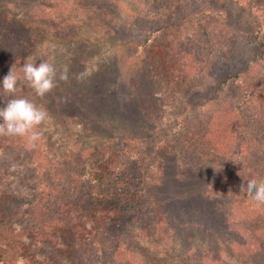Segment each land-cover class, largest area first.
<instances>
[{
	"label": "rangeland",
	"instance_id": "1",
	"mask_svg": "<svg viewBox=\"0 0 264 264\" xmlns=\"http://www.w3.org/2000/svg\"><path fill=\"white\" fill-rule=\"evenodd\" d=\"M187 1L188 11L206 5L201 0ZM136 2L0 0V72L9 73L13 67L22 75L24 63L41 61L57 69L56 87L44 97L37 96L31 87L21 90L24 98L42 106L51 117L43 126L48 137L46 146H52L50 151L44 150L46 157L67 159L77 163L79 171L85 167L88 173L86 160L102 163L108 153L118 152L116 159L140 155L145 166L159 165V173L149 168L151 180L145 189L143 208H129L110 199L89 201L83 206L64 205L63 209L73 215L64 231V244L56 248L58 252L48 246L42 251L48 264H105L95 233L106 229L111 238L126 241L138 264H227L224 256L216 259L219 254L208 232L209 227L219 228L216 206L221 199L211 197L223 181L203 165L206 157L197 159L199 165L194 168L179 167L166 141L176 127L186 123L194 126L205 114L212 127L221 132L238 129L247 140L252 132L260 135L257 127L264 123L257 112H264V56L257 47L256 33L248 30L251 27L255 32L256 20L262 25L258 37H264V8L259 15L253 9L254 15L244 16L225 0L239 16L230 21L224 35L207 21L189 22L161 32L158 42L151 45L152 51H157L169 42L168 34L171 39L191 37L207 53L205 65L209 71L216 67L226 44L246 51L248 58L243 55L240 60L248 69L240 80L228 84L227 91L219 92L215 78L207 73L183 84H170L165 77L153 78L151 51L135 53L127 44L135 35L131 9ZM164 2L157 0L155 9L168 16L170 10ZM257 2L263 4L264 0L253 2V8ZM171 11L172 20L184 14ZM214 58L218 59L214 62ZM65 69L66 81L59 79ZM223 71L214 69L213 73L222 78ZM219 102L223 103V119L210 110ZM93 169L100 179L107 174L103 167ZM26 176L34 181L33 172ZM230 236L243 243L237 244L242 251L257 248L244 226L234 225ZM123 257L119 256L117 264H131Z\"/></svg>",
	"mask_w": 264,
	"mask_h": 264
},
{
	"label": "trees",
	"instance_id": "2",
	"mask_svg": "<svg viewBox=\"0 0 264 264\" xmlns=\"http://www.w3.org/2000/svg\"><path fill=\"white\" fill-rule=\"evenodd\" d=\"M136 1L131 9L134 12L131 28L135 35L130 36L127 44L134 48L135 53L151 51L153 78L165 77L170 84H183L207 73L212 80L215 78L218 91L225 92L228 84L240 80L248 69V65L240 60L246 51L242 52L231 43L224 46L227 52L223 48L221 57L214 58V62L218 60L211 71L205 65L207 53H204L200 42L191 37L171 39L168 34L169 42L162 44L157 51H152L151 45L158 42L157 37L161 32H169L189 22L196 24L207 21L224 35L230 21L239 16L236 12L252 16L255 9L259 15L264 3L257 2L253 8L256 0H229L236 9L234 12L226 6L225 0H201L202 3L206 2L204 8L196 7L188 11L190 2L187 0H165L163 6L170 10L166 16L155 9L157 0ZM246 4H249L251 14ZM175 9L184 14L172 20L169 16L171 10ZM253 22L257 28L254 32L250 27L248 33H256L257 47L264 56V37H258L262 25L256 20ZM172 51L176 53L170 56ZM244 58L248 56L244 55ZM214 69L226 71H223L222 78H217ZM4 73L0 72V108L13 98L2 88L3 78L8 74ZM25 87L30 88L26 82H18L15 96L24 97L21 90ZM222 104L210 110L211 114L223 119L225 115L220 110ZM261 112L262 109L257 116L264 123V112ZM209 118L205 114L204 119H199L194 126L189 123L179 125L168 134L166 142L171 144L170 150L179 167L194 168L199 165V161L195 162L197 159L206 157L207 162L203 165L214 170L216 178L223 181L222 187L211 197L221 199L216 206L221 219L219 228L209 227L208 230L219 254L216 259L224 256L227 264H264V205L257 204L240 192V185L246 184L249 179H264V124L257 127L260 135L252 132L247 140L246 135L238 129H232L231 133L230 129L225 130L224 133L212 127ZM43 126H40L41 139L34 144L21 137L0 136V264H48L42 247L48 246L58 252L56 248L63 246L64 231L73 220L72 213L63 209L64 205L83 206L89 201L97 203L110 199L129 208H143L147 199L145 189L151 180L149 168L159 173L157 163L145 166L140 155L116 159L118 152L117 155L108 153L102 163L86 160L90 173L85 171V167L79 171L77 163L73 164L65 157L63 161L53 156L46 157L44 150L47 148L50 151L52 146H46L48 137ZM96 166L103 167L107 173L101 179L100 174L94 172ZM31 172L34 173V181L26 178V174ZM234 225L244 226L257 248L242 251L237 244L243 243L232 240L230 236ZM111 237L106 229L95 233L102 262L117 264L119 256H124L131 264H138L126 241Z\"/></svg>",
	"mask_w": 264,
	"mask_h": 264
},
{
	"label": "clouds",
	"instance_id": "3",
	"mask_svg": "<svg viewBox=\"0 0 264 264\" xmlns=\"http://www.w3.org/2000/svg\"><path fill=\"white\" fill-rule=\"evenodd\" d=\"M20 72L22 75L14 72L12 67L2 81L4 92L13 98L8 100L5 107L0 108V136L21 137L34 144L41 139L40 126L50 121L51 117L42 106H37L27 98L15 96L18 82H26L37 96L44 97L56 87L57 69L48 61L39 64L26 62ZM59 79H68L67 69L60 73ZM240 192L251 197L257 204L264 205V179H249L246 184L240 185Z\"/></svg>",
	"mask_w": 264,
	"mask_h": 264
}]
</instances>
